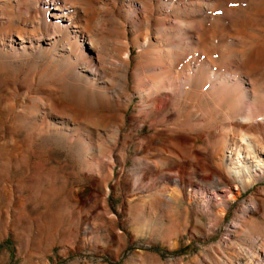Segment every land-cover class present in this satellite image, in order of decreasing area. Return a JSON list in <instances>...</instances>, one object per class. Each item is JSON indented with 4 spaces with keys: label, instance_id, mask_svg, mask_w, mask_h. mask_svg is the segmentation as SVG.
I'll use <instances>...</instances> for the list:
<instances>
[{
    "label": "rangeland",
    "instance_id": "obj_1",
    "mask_svg": "<svg viewBox=\"0 0 264 264\" xmlns=\"http://www.w3.org/2000/svg\"><path fill=\"white\" fill-rule=\"evenodd\" d=\"M197 1L204 24L181 46L189 81L156 110L131 75L126 108L0 17V264L248 262L238 219L264 176L245 191L218 158L234 149L232 123L255 117L264 139V0ZM138 55L130 45L142 79Z\"/></svg>",
    "mask_w": 264,
    "mask_h": 264
},
{
    "label": "bare ground",
    "instance_id": "obj_2",
    "mask_svg": "<svg viewBox=\"0 0 264 264\" xmlns=\"http://www.w3.org/2000/svg\"><path fill=\"white\" fill-rule=\"evenodd\" d=\"M205 6L197 0H0V17L17 22V33L25 35L32 48H48L59 62L76 67L110 100L124 103L126 108L132 103L128 90L132 76L142 107L156 110L159 105L174 103L179 84L189 81L184 74L189 50L182 47L184 40L190 43L196 27L204 24L198 17H203ZM35 34L40 35L37 45ZM130 45L139 49V65L151 69V75L140 79L131 74ZM203 74L194 77L199 87ZM222 102L221 98L213 101V107L221 109ZM120 117L121 123L112 124L113 144L124 124V115ZM255 119L249 116L248 124L230 125L234 149L218 158L220 167L240 180L245 191L264 176V139ZM208 180L212 185L221 182L216 171ZM228 191L232 199L240 195L231 188ZM260 192L263 197H251L238 219L239 237L247 243L240 252L248 262L236 259L226 264H264V190ZM213 260L220 263L216 256Z\"/></svg>",
    "mask_w": 264,
    "mask_h": 264
}]
</instances>
